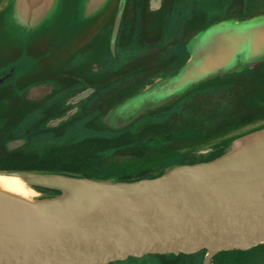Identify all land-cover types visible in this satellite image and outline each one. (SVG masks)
<instances>
[{
    "label": "rangeland",
    "instance_id": "rangeland-1",
    "mask_svg": "<svg viewBox=\"0 0 264 264\" xmlns=\"http://www.w3.org/2000/svg\"><path fill=\"white\" fill-rule=\"evenodd\" d=\"M49 2L0 0V161L56 149L89 179L113 182L170 170L207 143L230 153L264 135V66L229 74L264 61V0ZM27 187L33 201L49 198ZM187 255L174 264L206 256ZM110 264L166 263L147 254Z\"/></svg>",
    "mask_w": 264,
    "mask_h": 264
},
{
    "label": "water",
    "instance_id": "water-1",
    "mask_svg": "<svg viewBox=\"0 0 264 264\" xmlns=\"http://www.w3.org/2000/svg\"><path fill=\"white\" fill-rule=\"evenodd\" d=\"M0 173L68 191L34 202L0 193V264H110L201 250L211 264L220 251L264 245V138L130 182Z\"/></svg>",
    "mask_w": 264,
    "mask_h": 264
},
{
    "label": "trees",
    "instance_id": "trees-1",
    "mask_svg": "<svg viewBox=\"0 0 264 264\" xmlns=\"http://www.w3.org/2000/svg\"><path fill=\"white\" fill-rule=\"evenodd\" d=\"M262 66H264V61H259V59L253 60L250 63L243 62L232 67L229 74H241L256 70L257 68H261ZM199 82L197 81L196 84H198ZM247 124L248 122H244L238 126L247 128ZM245 131H247V129H243L242 132ZM227 149L228 147L223 141L207 143L186 153L184 155L183 161L180 164H192L213 160L224 155L227 152ZM15 171H24L36 174H63L80 178L93 177L89 173L81 171L80 169L75 167L73 163L64 161L61 151L58 152V150L56 149H51L46 155L28 153L24 151H15L0 161V172ZM167 171V169L156 171L148 167L134 174H127L121 177H117L113 182H130L143 178H153L162 175ZM27 186L34 188L35 190L41 192L45 197L49 198L59 195L62 191L59 188L50 186L30 184H27ZM200 252H204L206 254V250H201ZM157 255L161 256V258L165 260L166 264H174L175 262L182 260L183 257L188 256L185 253H169ZM261 257H264L263 244L256 245L248 250L233 249L220 251L214 256L211 264H257L256 261L258 259L260 260Z\"/></svg>",
    "mask_w": 264,
    "mask_h": 264
},
{
    "label": "bare ground",
    "instance_id": "bare-ground-1",
    "mask_svg": "<svg viewBox=\"0 0 264 264\" xmlns=\"http://www.w3.org/2000/svg\"><path fill=\"white\" fill-rule=\"evenodd\" d=\"M264 42V38L260 39V43ZM238 49L237 46L233 48L234 51ZM234 51L232 53H234ZM209 64V63H208ZM213 67L220 65L219 61L211 63ZM211 67H209L210 69ZM205 71V70H204ZM200 71L197 75L202 74ZM264 138V135L256 137V139ZM0 193L12 196L14 198L23 199L29 202H34L31 198V191L25 184L24 179L15 174L0 173Z\"/></svg>",
    "mask_w": 264,
    "mask_h": 264
},
{
    "label": "crops",
    "instance_id": "crops-1",
    "mask_svg": "<svg viewBox=\"0 0 264 264\" xmlns=\"http://www.w3.org/2000/svg\"><path fill=\"white\" fill-rule=\"evenodd\" d=\"M49 1H51V0H25V2H27L28 5H31L34 8H38L39 10H41V8L43 6H46L47 5L46 3H48V6H49L50 5V2ZM263 37L264 36H262L261 38H263ZM237 47L239 48L240 46H237Z\"/></svg>",
    "mask_w": 264,
    "mask_h": 264
}]
</instances>
